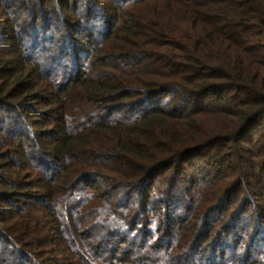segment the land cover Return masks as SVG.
Segmentation results:
<instances>
[{
    "label": "trees",
    "instance_id": "16d2710c",
    "mask_svg": "<svg viewBox=\"0 0 264 264\" xmlns=\"http://www.w3.org/2000/svg\"><path fill=\"white\" fill-rule=\"evenodd\" d=\"M0 264H264V0H0Z\"/></svg>",
    "mask_w": 264,
    "mask_h": 264
}]
</instances>
